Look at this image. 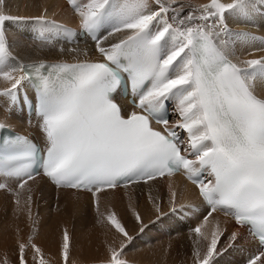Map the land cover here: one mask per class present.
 Returning <instances> with one entry per match:
<instances>
[{"label":"snow or ice","instance_id":"obj_1","mask_svg":"<svg viewBox=\"0 0 264 264\" xmlns=\"http://www.w3.org/2000/svg\"><path fill=\"white\" fill-rule=\"evenodd\" d=\"M67 2L96 41L101 61L20 63L7 38L8 23L30 19L43 33L56 22L46 7L40 15L23 17L12 15L8 0H0V81L5 84L0 97L12 106L31 104L45 142L41 150L27 136L0 141V189L12 190L9 181H15L23 190L42 174L58 187L91 192L99 212L100 194L107 189L183 172L208 206L202 223L192 229L197 237L193 264H218L240 237L232 232L222 245L225 230L218 220L206 232L213 213L247 227L259 243L245 264H264V90H257L258 83L264 84V56L234 62L230 57L237 43L257 37L228 23L229 16L255 11L256 0ZM117 33L122 37L109 39ZM260 42L264 45V38ZM122 73L131 80L137 109L127 114L113 96ZM26 81L35 88L33 97L22 92ZM169 100L177 101L182 119L176 127L187 132L186 144L169 127ZM153 121L164 125L163 131ZM175 197L173 192V203ZM154 207L163 214L159 205ZM133 214L143 233L149 225L138 211ZM101 216L121 238L110 247L107 264H129L124 255L134 237L115 211ZM71 245L65 229L63 264H69ZM26 249L34 250L36 264H48L31 238L19 243V264H29Z\"/></svg>","mask_w":264,"mask_h":264},{"label":"bare ground","instance_id":"obj_2","mask_svg":"<svg viewBox=\"0 0 264 264\" xmlns=\"http://www.w3.org/2000/svg\"><path fill=\"white\" fill-rule=\"evenodd\" d=\"M180 2L184 3L185 5H188L189 3L195 5L207 3L208 0H180ZM256 5L257 7L255 11L247 16L228 17L229 26L234 31L248 32L257 37L255 41H252L249 38L248 43H237L235 55L231 57L234 61H242L264 56V51L260 50L264 48V45H262L260 42V38H264V6L260 5V0H256ZM45 7L48 9L47 16L49 19L71 22L79 19L74 10H69L65 6V3L61 0H8L7 11H9L12 15L33 17L42 14L43 8ZM6 34L14 56L22 64L25 62H34L49 58L68 59L73 54H87L85 49H60L58 47L49 46L46 43L36 41L33 35V23L30 19H26L17 23L9 22L6 29ZM122 35V33H117L116 36L110 37L109 39L115 41L121 38ZM85 47L88 49L89 53L96 52L94 46L86 45ZM3 87H5V84L3 81H0V88ZM257 90H264V84L258 83ZM3 100L4 97H0V102ZM0 107H2L1 103ZM0 118H3L1 113ZM9 184L10 188L17 186L15 181H9ZM136 190H139L138 192L144 196V199L140 200L139 203H135V201L132 200L134 198L131 197V195L133 197L137 196V193H135ZM19 191L23 192L20 195L22 202H19L20 205L16 204L18 206L16 209L19 208L18 211H22V214L19 212L21 216H16L17 220H14V222L12 221L13 223L11 222V225L10 223H6V226H3V232L2 234L0 233V264H19V243H25V241H27L26 238L28 237L27 234L30 233L24 230H29V224H31L30 222L32 220L33 214L36 211V208L42 209L45 206L47 207L44 208L46 210L49 209L48 207H54L55 212L58 213H54L57 218L60 217L58 218L60 221H65H62L61 223L58 221L56 216L54 218L53 214V221L57 220L58 222H52L54 226L51 225L52 223L50 224L53 228L49 225L48 228L49 230L51 229L52 232L46 230L48 233L45 234V231H42L43 228H41V230H37V232L41 231L42 234L40 233V235H38L39 237L35 238L37 239L35 244L41 249L42 253L43 251H49L50 255H48L46 259L49 264L50 262L51 264H63V256L61 251L62 236L65 229L68 231L70 224L74 226L75 230H77L76 232L72 230L73 233H79L80 231L78 232V230L82 228H88L90 225H92L93 228L97 226L98 230L91 235L89 233L88 238L90 240L89 242L87 241L88 244L85 243L87 245L83 246L84 249L82 252H77L75 253V256L71 255L69 257V264H78L81 262L84 263L86 259L108 260L110 255V247L118 246L121 242V238L118 236V234L114 233V230L111 229V226L106 221L102 222L103 218L101 213L106 215L110 211H115L118 213V216H122L123 214H119V211L124 207H126V209L128 207L131 208H128V210L125 211L126 213L127 211L129 212V210L131 211V214H133V210L138 211L141 214L144 223L149 225L148 228H146L145 231L141 233L139 231L140 225L136 222L135 217H133L134 214L131 215L133 218L129 217V220L125 214L124 215L126 217H121V221L125 224L130 235L136 238L141 237L145 243H150V246H152L150 251L153 253L151 254L153 257L147 255L139 259V261H141L140 264H193V252L194 248L196 247L194 241L197 239V237L193 233L192 228H186L183 226L181 227L178 224V218L175 216V213L170 212L171 207L174 209L175 207L182 206L183 204L196 199L194 188L190 184L183 181L179 176L162 179L157 178V180L148 181L147 183L130 184L128 187L122 186L117 189L106 190L100 194L99 212L97 209L93 210L91 207V211L96 210L93 213L94 223L92 221V224L91 222L90 224H87L82 219V215L86 211V204L89 203L90 206H95V198L91 192L54 188L43 177H37L35 180H30L25 186V189ZM173 192L176 193L174 203L172 202ZM129 194L131 195L129 196ZM29 196H31V200L28 199ZM43 197H45V203L44 205H41L40 202L42 201L41 198ZM154 205H159L161 208V213L163 214H157ZM120 212H122V210ZM15 213L17 215L18 212ZM15 213L13 212V214ZM38 213H40V215L38 214L39 216L45 215L41 214L44 212ZM88 215L86 216L87 218L89 217ZM212 215L213 216L209 218L210 223L205 231H209L218 220L220 222V227L225 230L224 236L221 238L222 245H227L228 240L225 239V237H230L232 232L235 231H239L240 233V237L235 243L248 244L250 242V240L245 237L243 229L233 226V223L230 219H228V217H225L223 214L219 213ZM42 217H40L41 220ZM46 227L47 226H45L44 229H48ZM12 235L17 237L16 240L12 241ZM76 237L79 239L80 236ZM151 238L153 240H151ZM85 240L87 239L85 238ZM16 242L17 244H15ZM98 247H100L102 250L105 248L107 250H104L105 252H98L97 249V251L95 250V248ZM219 247H221V245H218V248ZM79 248L80 247H78V249ZM253 250L254 249L252 247L243 250L232 247L222 256L217 258L218 264H243V262L246 261ZM70 252H73V250L70 249ZM33 255L34 250L26 249V259L28 260L29 264H36V262L33 261Z\"/></svg>","mask_w":264,"mask_h":264},{"label":"rangeland","instance_id":"obj_3","mask_svg":"<svg viewBox=\"0 0 264 264\" xmlns=\"http://www.w3.org/2000/svg\"><path fill=\"white\" fill-rule=\"evenodd\" d=\"M2 116H4V117H6V118H8V115H6V114H3ZM10 189H12L11 191H7V190H1L0 191V202H1V204H0V233L2 234V232H3V229H4V227L3 226H6V223H10V225H11V222L13 221L14 222V220H17L16 219V216L18 217V216H21L20 214H22L20 211H18V209H16V207H18L17 205H18V203H17V200L16 199H19V201H21L22 202V200H21V198H20V195L23 193V192H21V191H19V190H21V189H19L18 188V186H14V187H11ZM139 190H136V192L135 193H137V196H132L131 194H129V196L131 195V197L132 198H134V199H132L131 197V199L133 200V201H135V203H139L140 202V200H142V199H144L143 197L144 196H142L139 192H138ZM16 192H19L20 193V195H19V197H17V195H16ZM129 196H128V200H129ZM13 197V198H12ZM44 198V199H43ZM43 198H41V202H40V204L42 205H44V203H45V197H43ZM124 199H127V198H124ZM8 201V202H7ZM10 202V203H9ZM8 204V207H7V204ZM15 204V205H14ZM17 204V205H16ZM2 205V206H1ZM19 205H20V203H19ZM87 205V207H86V211L84 212V214L82 215V219L85 221V223H89L90 224V222H91V224H92V221H93V213L96 211H91V209L93 208V210L94 209H96V207L95 206H90V204L89 203H87L86 204ZM14 206V207H13ZM90 206V207H89ZM9 207H13V208H9ZM92 207V208H91ZM95 207V208H94ZM2 208V209H1ZM44 208H47L46 206L44 207ZM44 208H42V209H38V208H36V211H35V213L33 214V217H32V220H31V224H29V230L28 229H25L24 231H28V232H30V233H28L27 235H28V237L26 238V240L27 241H25V243L27 244L28 242H29V240H30V238H31V240L35 243V241L37 240V239H35V238H38L39 236L38 235H40V233L42 234V232L41 231H38L37 232V230H41V228H43V232L45 231V234L46 233H48V231H51V229L49 230V225L52 223V222H58V221H60L58 218H60V217H58L57 218V216L55 215L57 212H55V209H54V207H48L49 209V211L48 210H46V209H44ZM53 208V209H52ZM87 208H89L90 209V211H89V209H87ZM124 208H125V210H124ZM124 208H122L121 210H122V212H120L119 211V214L120 213H122L121 215L122 216H118V217H123L124 218V216L125 215H127V219L129 220L130 218L129 217H131V218H133L134 217V215L133 214H131V211L129 210V212L127 211V213L125 212L126 210H128V208H130V207H128L127 209H126V207H124ZM174 208V207H173ZM14 209H16V210H14ZM131 209V208H130ZM171 209H172V207H171ZM170 209V212L171 213H175V211H173V209L171 210ZM174 209H177V207H175ZM20 210H22V209H20ZM38 210H41V211H38ZM124 210V211H123ZM13 212L15 213V212H18L17 213V215H16V213L15 214H13ZM19 212H20V214H19ZM38 212H44V213H41V214H45L44 216L43 215H41V216H39L40 215V213H38ZM124 212V213H123ZM55 213V214H54ZM88 213H90L88 216V218L86 217L87 215L86 214ZM92 213V214H91ZM129 213H130V215H129ZM39 214V215H38ZM54 214V215H53ZM58 214V213H57ZM125 214V215H124ZM15 217H13V216ZM50 215V216H49ZM54 216V218H55V216H56V218L58 219V221L56 220V221H53V216ZM117 215H118V213H117ZM129 215V216H128ZM131 215H133V217L131 216ZM215 215V214H214ZM43 216V217H42ZM85 216V217H84ZM213 216V215H212ZM40 217H42V220L40 219ZM126 217V216H125ZM13 218V219H12ZM39 218V219H38ZM84 218H86V219H84ZM126 219V218H125ZM62 220V219H61ZM37 221V222H36ZM39 221H40V223H39ZM43 221H44V223H43ZM63 222H65L64 220H62ZM62 221H60L61 223H62ZM12 222V223H13ZM93 223H94V221H93ZM42 224V225H41ZM45 224V225H44ZM44 225V226H43ZM52 226H54V224L52 223L51 224ZM50 225V227H52ZM43 226V227H42ZM45 226H47L46 228H48V229H44L45 228ZM97 227V226H96ZM93 228V226L92 225H90V227H88V228H82V229H80V230H78V232L79 233H73V231H77V230H75L74 229V226H72L71 224H70V227H68V232H69V234H70V236H71V238H72V245H71V250H73V252H70V255H69V257L72 255V256H75V253H77V252H82V250L84 249V247L83 246H85V245H87L88 244V242H89V238H88V236H89V233H90V235L92 234V233H94V232H97V230H98V227L97 228ZM53 228V227H52ZM34 229V230H33ZM96 229V230H95ZM100 229V228H99ZM193 229V228H192ZM46 230H48V231H46ZM73 230V231H72ZM86 230H87V232H86ZM52 232V231H51ZM159 232V231H158ZM157 232V233H158ZM32 234V235H31ZM44 234V233H43ZM85 234V235H84ZM76 236H80L79 237V239L76 237ZM97 236V235H96ZM12 241L13 240H16V236H14V235H12ZM34 240H33V239ZM85 238L87 239V240H85ZM95 238V237H94ZM177 238H179V237H177ZM151 240H153L152 238H151ZM86 241V242H85ZM88 241V242H87ZM75 242H77V243H75ZM80 244H79V243ZM85 243H87V244H85ZM15 244H17V242L15 243ZM81 245V246H79V245ZM90 244V243H89ZM149 244V245H148ZM92 245V244H91ZM151 244L150 243H145L142 239H141V237L140 238H136V237H134V240H133V242L129 245V247L125 250V255H124V258L129 262V264H140V262L141 261H139V259H141V258H143V257H145V256H147V255H150V257L152 256L151 254H153L150 250H151V247L152 246H150ZM78 247H80L79 249H78ZM93 247H95V246H93ZM145 247V248H144ZM99 248V249H98ZM98 248H95V250L97 249L98 250V252H105L107 249L105 248L104 250H102L100 247H98ZM104 248V247H103ZM145 249V250H144ZM148 251H147V250ZM96 250V251H97ZM94 251V250H93ZM151 253H150V252ZM136 253V254H135ZM43 255H44V258L45 259H47V257H48V255H50L49 254V251H43ZM139 255V256H138ZM53 256V255H52ZM56 256H57V254H56ZM56 256H54V257H56ZM153 257V256H152ZM51 258V257H50ZM99 260V261H98ZM138 260V261H137ZM48 261H50V260H48ZM86 262V263H85ZM96 262V263H95ZM100 262V263H99ZM87 263H90V264H107V260L106 259H86L85 261H84V263L83 262H81V263H78V264H87ZM48 264H49V262H48ZM50 264H51V262H50ZM144 264V263H143Z\"/></svg>","mask_w":264,"mask_h":264}]
</instances>
